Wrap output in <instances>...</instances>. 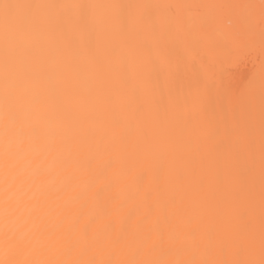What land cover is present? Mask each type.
Segmentation results:
<instances>
[{"label":"bare ground","instance_id":"6f19581e","mask_svg":"<svg viewBox=\"0 0 264 264\" xmlns=\"http://www.w3.org/2000/svg\"><path fill=\"white\" fill-rule=\"evenodd\" d=\"M0 264H264V0H0Z\"/></svg>","mask_w":264,"mask_h":264}]
</instances>
